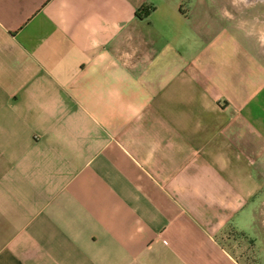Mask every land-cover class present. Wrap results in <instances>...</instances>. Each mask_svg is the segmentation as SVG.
Segmentation results:
<instances>
[{"label": "crops", "instance_id": "0c3cea01", "mask_svg": "<svg viewBox=\"0 0 264 264\" xmlns=\"http://www.w3.org/2000/svg\"><path fill=\"white\" fill-rule=\"evenodd\" d=\"M258 1L0 0V264L249 263Z\"/></svg>", "mask_w": 264, "mask_h": 264}, {"label": "rangeland", "instance_id": "374dc122", "mask_svg": "<svg viewBox=\"0 0 264 264\" xmlns=\"http://www.w3.org/2000/svg\"><path fill=\"white\" fill-rule=\"evenodd\" d=\"M258 2L259 3L257 4L256 9H254V11L252 12L250 18H252V20L254 21H261L263 34L259 35H264V0H259ZM248 15L249 14L247 12V17H249ZM262 173V178L264 182V169ZM255 229L256 243L252 242V246L254 249H249L246 245H244V247H241L239 253H243V255H245V259L249 258V260H245L249 262L247 264H264V194L261 202L257 207Z\"/></svg>", "mask_w": 264, "mask_h": 264}]
</instances>
